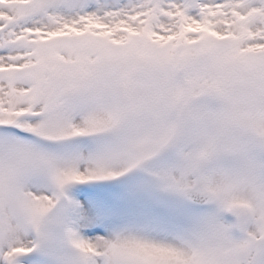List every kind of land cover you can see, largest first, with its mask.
<instances>
[{
  "label": "snow or ice",
  "instance_id": "1",
  "mask_svg": "<svg viewBox=\"0 0 264 264\" xmlns=\"http://www.w3.org/2000/svg\"><path fill=\"white\" fill-rule=\"evenodd\" d=\"M0 264H264V0H0Z\"/></svg>",
  "mask_w": 264,
  "mask_h": 264
}]
</instances>
